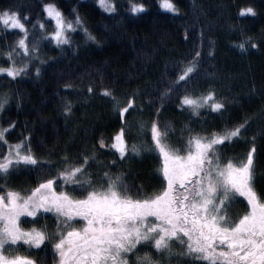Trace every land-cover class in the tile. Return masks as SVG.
I'll return each instance as SVG.
<instances>
[{
	"label": "trees",
	"instance_id": "16d2710c",
	"mask_svg": "<svg viewBox=\"0 0 264 264\" xmlns=\"http://www.w3.org/2000/svg\"><path fill=\"white\" fill-rule=\"evenodd\" d=\"M142 2L147 8L132 14L129 0H115L116 13H108L96 0H0V11L7 8L19 11L22 17L27 15L23 22L30 41L55 30L54 20L43 8L46 3H55L67 20L79 14L84 27L98 40H88L74 24L75 30L67 33L71 44L58 46L50 39L42 40L37 58H16L18 65L27 62L29 71L17 78L0 74V96L8 97L0 110V127L13 123L5 134L8 144L27 138L38 160L37 165H21L8 175L0 173V192L6 190L5 185L20 191L35 187L40 180L57 176L65 163L92 151L98 160L89 169L94 179L103 171L122 172L133 195L138 188L148 193L160 187L157 156L121 160L115 149L104 150L98 144L101 138L105 144L112 143L121 127L114 102L103 94V88L112 90L121 105L132 98L143 106L147 119H158L161 127L170 125L173 146H179L189 131H220L255 116L243 138L226 143L220 151L222 162H226L224 157L242 159L255 137L257 188H264V0H175L180 10L177 13L162 9L159 0ZM247 6L256 10L255 15L240 14ZM41 21L46 31L40 29ZM20 35L19 29L0 26V54L10 50ZM246 36L252 37L256 47L246 44L240 52L237 45ZM196 51L201 54L199 73L171 96L161 97L168 81L175 79L173 65L190 60ZM0 65L8 66V61L0 58ZM36 67L41 69L39 75ZM210 86L227 102L224 111L211 110L196 117L178 108L179 96L186 89L196 95ZM66 101L72 104L70 114L63 111ZM157 108L161 109L158 117ZM79 147L83 154H79ZM6 151L3 142L0 154ZM65 156L69 161L63 159ZM112 161L116 162L114 167ZM56 183L75 196L82 195L59 177ZM46 217L48 223L54 219V215ZM26 224L23 219L22 225ZM35 224L42 226V219L37 218ZM34 257L39 264L57 261L51 248Z\"/></svg>",
	"mask_w": 264,
	"mask_h": 264
},
{
	"label": "snow or ice",
	"instance_id": "6c2138e0",
	"mask_svg": "<svg viewBox=\"0 0 264 264\" xmlns=\"http://www.w3.org/2000/svg\"><path fill=\"white\" fill-rule=\"evenodd\" d=\"M98 2L108 13H116L115 0ZM159 6L172 13L180 11L175 0H159ZM43 8L47 17L54 19L55 30L33 36L31 41L23 22L27 15L22 17L19 11L7 8L0 11V26L22 32L10 50L0 54V58L8 61V66L0 65V74L17 78L29 71V64L18 65L16 58L25 61L37 58L42 40L50 39L58 46L71 44L67 33L75 30L74 24L83 30L88 40L98 42L84 27L79 14L74 13L73 20H67L55 3H46ZM146 8L142 0H129L132 14L142 13ZM255 12L251 6L240 9L241 15H255ZM39 27L46 31L42 21ZM246 44L256 47L250 36L237 46L244 49ZM200 63L199 51L186 62L177 61L171 69L175 79L168 81L161 97L171 96L181 84L194 79ZM40 71L39 67L35 68L37 75ZM88 91L92 92L91 86ZM101 91L113 100L122 123H126L123 117L130 109L144 110L132 98L121 107L112 90L103 88ZM179 101V109H187L196 117L202 108L224 111L227 103L211 86L199 95L186 89ZM7 103V95L0 96V110ZM71 110V101H66L63 111L70 114ZM160 111L155 110L157 117ZM254 119L255 116L246 117L241 123L225 126L220 131H189L179 146L169 142L171 126L161 127L158 119L138 123L140 135L150 136L149 144L141 141L130 145L124 127L114 134L112 143L105 144L103 138L98 141L106 150L115 149L121 160L126 154H157L161 183L153 192L143 193L138 188L133 195L122 172L103 171L94 179L89 169L98 163L95 151L65 163L57 176L42 179L25 191L5 185L7 190L0 192V264H39L36 257L11 251L22 245L37 252L51 248L57 257L56 264H173L178 259H187L189 264H217L218 261L264 264V188H257L255 137L243 160L234 162L224 157L226 162H222L220 151L226 143L243 138L242 133ZM13 127L10 123L7 128H0V141L8 147L0 156V173L4 175L21 165L38 164L27 138L8 144L5 134ZM63 159L69 161L68 156ZM115 164V161L110 162L113 167ZM57 177L82 195L75 196L63 187L57 191ZM239 197L244 198L245 208L233 217L229 210ZM47 212L56 217L55 231L49 232L46 225L37 227L34 222L29 228L22 226V217L39 218ZM75 218H82L81 227L73 226ZM176 243L180 244L181 251L173 247Z\"/></svg>",
	"mask_w": 264,
	"mask_h": 264
},
{
	"label": "rangeland",
	"instance_id": "374dc122",
	"mask_svg": "<svg viewBox=\"0 0 264 264\" xmlns=\"http://www.w3.org/2000/svg\"><path fill=\"white\" fill-rule=\"evenodd\" d=\"M97 2H98V0H96ZM99 3V2H98ZM49 18H51V17H49ZM52 20H54L53 18H51ZM54 23H55V21H54ZM196 95H199V94H196ZM121 107L122 106H124V104L122 103V105H120ZM206 112H208V113H210L211 112V110L210 109H208V108H202L201 110H200V113H199V115H202V114H204V113H206ZM119 117H120V115H119ZM123 120L124 121H126V123H122V120H121V117H120V121H121V127H124L125 128V135L126 136H130L129 138H130V141H129V144L131 145V143H133V142H136V143H140L141 141L144 143V144H149V143H151V140H150V136L149 135H147V134H145V135H140V129L138 128V123L141 121V120H143V121H148L149 119H147V117H146V115H145V113H144V110L143 111H140L139 109H137V108H133V109H130L129 110V112L128 113H125L124 114V117H123ZM120 127V128H121ZM1 128V127H0ZM128 139V138H127ZM3 143V141H0V146H1V144ZM13 144H15V143H13ZM80 148V151H79V154H83V150H82V148L81 147H79ZM25 150H27V147L25 148ZM104 150H106V149H104ZM7 151H8V147H7ZM6 151V152H7ZM5 152V153H6ZM4 154V153H3ZM33 154V153H32ZM247 154V153H246ZM246 154L244 155V157L242 158V159H239V160H243L245 157H246ZM146 155H151V156H157V154H155V153H151V154H148V153H145V154H142V155H140V156H131V155H127L126 154V158H128V157H138V158H141V157H143V156H146ZM0 156H2L1 154H0ZM236 161V160H235ZM234 161V162H235ZM158 170V169H157ZM56 187H57V191H60L61 190V186H59V184L58 183H56ZM7 190V189H6ZM5 190V191H6ZM70 193H72V192H70ZM73 194V193H72ZM74 195V194H73ZM244 208H245V203H244V198L243 197H239L238 199H237V201L234 203V205L232 206V208L229 210V215H231V216H235L236 214H238V213H240V212H242L243 210H244ZM54 215L53 213H51V212H47V213H45V214H43V215H39V218H41L42 219V222H43V224L42 225H45V223H46V226H47V221H49V220H47V217H46V215ZM23 219H26L27 220V224L25 225V226H23V227H25V228H29V227H31L32 226V223L34 222H36V220H37V218H32V217H22V220ZM55 219V220H54ZM54 219L52 220V221H50L48 224H49V227H47L48 228V231L49 232H53V231H55V228H56V223H57V220H56V217H55V215H54ZM75 223H74V227H81L82 226V224H83V220H82V218H75ZM37 226V225H36ZM173 247L177 250V251H181L182 249H181V246H180V244L179 243H176V244H174L173 245ZM42 248H43V246H42ZM49 249H47L46 251H39V252H37V251H30L28 248H27V246H24V245H22V246H20V247H17V248H15V249H12L11 251L13 252V253H15V252H19L20 254H23V255H31V256H36L37 254H45V253H47V251H48ZM173 264H189V260H187V259H178V260H175V261H173ZM217 264H223V261H218L217 262Z\"/></svg>",
	"mask_w": 264,
	"mask_h": 264
},
{
	"label": "bare ground",
	"instance_id": "6f19581e",
	"mask_svg": "<svg viewBox=\"0 0 264 264\" xmlns=\"http://www.w3.org/2000/svg\"><path fill=\"white\" fill-rule=\"evenodd\" d=\"M238 50H239L240 52H243V51H245V49H241V48H240V49H238Z\"/></svg>",
	"mask_w": 264,
	"mask_h": 264
},
{
	"label": "flooded vegetation",
	"instance_id": "af4514ba",
	"mask_svg": "<svg viewBox=\"0 0 264 264\" xmlns=\"http://www.w3.org/2000/svg\"><path fill=\"white\" fill-rule=\"evenodd\" d=\"M46 264H49L48 261H44ZM57 262V261H56ZM56 264V263H55Z\"/></svg>",
	"mask_w": 264,
	"mask_h": 264
}]
</instances>
